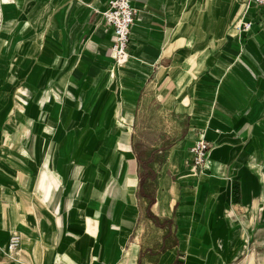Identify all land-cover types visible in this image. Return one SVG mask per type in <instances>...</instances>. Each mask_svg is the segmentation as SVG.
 I'll return each instance as SVG.
<instances>
[{"label": "crops", "instance_id": "1", "mask_svg": "<svg viewBox=\"0 0 264 264\" xmlns=\"http://www.w3.org/2000/svg\"><path fill=\"white\" fill-rule=\"evenodd\" d=\"M107 1L0 0V14L6 10L0 55L8 56L0 60V76L8 73L7 86L20 63L9 59L38 54L44 38L59 50L85 37L86 87L102 74L99 85L118 87L124 104L97 115L114 133L115 147L93 144L98 151L89 160L98 172H84L72 159L81 150L72 122L75 79L57 81L49 93L60 102L61 86L68 110L58 108L54 126L42 127L47 137L32 141L29 125L12 149L38 173L10 177L0 170V264H264V5L133 0L138 19L127 57L118 61L112 28L95 10ZM246 10L252 25L241 31L235 24ZM44 69L43 76L50 71L57 78L55 68ZM48 94L38 97L39 108ZM150 118L185 123L166 144L180 147L177 165L148 194L135 171L133 134L137 120ZM6 134L0 129V165L9 150ZM202 134L210 142L209 166L194 171L189 146ZM157 219L156 242L145 244L144 224ZM14 230L23 244L10 255Z\"/></svg>", "mask_w": 264, "mask_h": 264}, {"label": "rangeland", "instance_id": "2", "mask_svg": "<svg viewBox=\"0 0 264 264\" xmlns=\"http://www.w3.org/2000/svg\"><path fill=\"white\" fill-rule=\"evenodd\" d=\"M5 12L6 10L4 9L0 14L3 21H6L4 16ZM3 32H7L5 26L3 27ZM86 41L84 37L79 42L78 40L74 42L73 46L68 42L67 48L58 50V46L51 44L50 47L47 40L44 38L41 41L42 51L38 54H33L22 61L19 60L20 57L18 56L12 60L9 59V62L12 61V63H16L17 61L20 62H18L19 69L14 72V85L7 86V72H1L0 129H3L4 133H10V135L6 134V136H8V139H6V146L9 150L6 152L5 158L3 159L4 165H0V170L4 171L6 175L11 177L14 175V171L20 174V176L23 175L25 177L38 173L35 166L21 159L19 150L13 151L12 149L16 147L15 144L19 142L21 135L29 125L31 126V140L35 141L36 138H40L39 133L42 132V127L54 126L56 121L54 113L58 111V108L63 112L68 110L69 104L65 103L68 95L65 96L63 94L61 86L56 87V93L61 99L60 102L57 99H53L52 95L49 93H53L57 81L63 79H66L70 83L75 79L73 83L76 85L73 88L74 91L72 96L75 101L73 110L75 113L78 111V117H74L72 122L75 124L78 131L77 141L81 150L79 152L77 151L72 156L73 161L80 163V165L83 166L84 172H86V170H89L90 173L98 172L96 167H94V169L92 168V165H98L97 162L92 163L91 160H89V156L94 158L97 154L96 151H98V149L92 150V145L105 143L106 145L110 144L109 146L115 147L114 133L111 132L109 134V130L103 128L104 120L97 117V115H101L103 112L107 113L108 111L120 110L124 104L120 101L121 96H119L118 87L113 86L104 89L102 85H99L102 74H97L92 86L86 87L85 84L87 82V77H89V73L84 71L86 66L82 64L84 55L86 54V51L83 49V46L86 45ZM3 44L4 43L0 41V49L3 47ZM7 57L6 55H0V60L6 63ZM44 68L48 70L55 68L52 71L53 75L56 74L57 78L53 79V77L50 76V71L47 72V76H43L45 74ZM81 89H84L83 95H80ZM22 92H25L23 95L24 97H21ZM42 93L49 94L42 97L39 108L38 97H40ZM127 109L129 110V108ZM41 115L46 116L42 118ZM42 121H45L47 124H43ZM64 121L65 120L62 119L63 125ZM118 122L128 124L129 120L122 118L119 120L118 118L116 119V123ZM184 123L185 119L180 120L176 118L137 120V131L133 134L134 151L138 156L137 170L135 168V171L138 172L140 190L143 193H155L158 188L160 176L166 177L167 174H172V170L175 168L173 164L177 165V161L175 160L177 159L176 150H179L180 147L171 150L168 149L169 146H166V144L170 143L171 139L179 137L176 134L183 128ZM120 129L124 130V127H120ZM43 136L47 137L41 133L42 138ZM0 137V142L2 141L1 143H5L3 135H0ZM42 157L43 150L40 154V162H42ZM110 166L111 163L106 169ZM59 174L61 175L60 172ZM126 198L127 196H125L123 202H125ZM119 216L122 217L123 215L121 216L120 214ZM159 223L158 219L154 224L149 222L147 225L145 222L144 232L147 235L145 244H149L153 240L156 242L158 236L156 230H158L157 227ZM6 250L9 251L8 244ZM80 254L85 255V252H81ZM17 261H19V259Z\"/></svg>", "mask_w": 264, "mask_h": 264}, {"label": "built area", "instance_id": "3", "mask_svg": "<svg viewBox=\"0 0 264 264\" xmlns=\"http://www.w3.org/2000/svg\"><path fill=\"white\" fill-rule=\"evenodd\" d=\"M252 4L262 6L264 0H247L246 8ZM95 10L103 15L105 23L112 28L115 39L111 49L115 58L120 61L121 56L127 54L131 42L132 31L138 19L137 7L133 0H108L103 8H95ZM246 13L247 10L235 24L241 31L249 30L252 25V21L246 17ZM209 144V140L202 134L189 146V161L193 164L194 171L208 168ZM22 240L23 236L19 231H12L8 242L9 251L11 253L18 251Z\"/></svg>", "mask_w": 264, "mask_h": 264}, {"label": "bare ground", "instance_id": "4", "mask_svg": "<svg viewBox=\"0 0 264 264\" xmlns=\"http://www.w3.org/2000/svg\"><path fill=\"white\" fill-rule=\"evenodd\" d=\"M112 57H115V56H112ZM126 58V55H123L121 56V60H124ZM125 181H128L130 182V179H126ZM131 200L129 198H126V202H130ZM126 237V234L125 233H121V239H124ZM22 244H23V240H22ZM22 244H21V247L19 248L18 250V253L21 251V248H22ZM10 253V252H9ZM15 253V252H14ZM14 253H10V255H15Z\"/></svg>", "mask_w": 264, "mask_h": 264}]
</instances>
